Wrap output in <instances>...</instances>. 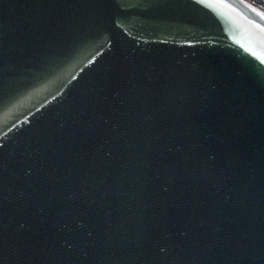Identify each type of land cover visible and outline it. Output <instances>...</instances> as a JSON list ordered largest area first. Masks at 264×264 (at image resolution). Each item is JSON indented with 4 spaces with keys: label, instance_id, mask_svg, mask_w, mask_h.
<instances>
[{
    "label": "water",
    "instance_id": "95a60500",
    "mask_svg": "<svg viewBox=\"0 0 264 264\" xmlns=\"http://www.w3.org/2000/svg\"><path fill=\"white\" fill-rule=\"evenodd\" d=\"M0 264H264V11L0 0Z\"/></svg>",
    "mask_w": 264,
    "mask_h": 264
},
{
    "label": "trees",
    "instance_id": "16d2710c",
    "mask_svg": "<svg viewBox=\"0 0 264 264\" xmlns=\"http://www.w3.org/2000/svg\"><path fill=\"white\" fill-rule=\"evenodd\" d=\"M245 1L264 11V1L262 0H245Z\"/></svg>",
    "mask_w": 264,
    "mask_h": 264
},
{
    "label": "bare ground",
    "instance_id": "6f19581e",
    "mask_svg": "<svg viewBox=\"0 0 264 264\" xmlns=\"http://www.w3.org/2000/svg\"><path fill=\"white\" fill-rule=\"evenodd\" d=\"M262 1H264V0H262Z\"/></svg>",
    "mask_w": 264,
    "mask_h": 264
}]
</instances>
